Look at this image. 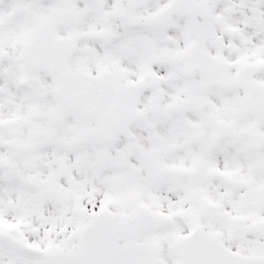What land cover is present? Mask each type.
Listing matches in <instances>:
<instances>
[{
	"label": "snow or ice",
	"instance_id": "snow-or-ice-1",
	"mask_svg": "<svg viewBox=\"0 0 264 264\" xmlns=\"http://www.w3.org/2000/svg\"><path fill=\"white\" fill-rule=\"evenodd\" d=\"M0 264H264V0H0Z\"/></svg>",
	"mask_w": 264,
	"mask_h": 264
}]
</instances>
